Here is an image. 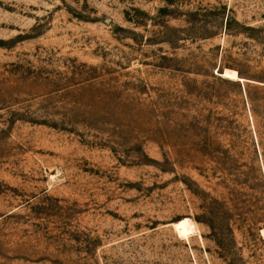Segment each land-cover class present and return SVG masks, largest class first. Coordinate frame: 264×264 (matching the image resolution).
<instances>
[{"label": "rangeland", "instance_id": "obj_1", "mask_svg": "<svg viewBox=\"0 0 264 264\" xmlns=\"http://www.w3.org/2000/svg\"><path fill=\"white\" fill-rule=\"evenodd\" d=\"M263 230L264 0H0V264H264Z\"/></svg>", "mask_w": 264, "mask_h": 264}, {"label": "bare ground", "instance_id": "obj_2", "mask_svg": "<svg viewBox=\"0 0 264 264\" xmlns=\"http://www.w3.org/2000/svg\"><path fill=\"white\" fill-rule=\"evenodd\" d=\"M225 77L235 80V81L240 80V78L238 77V74L234 71L227 70L225 72ZM192 230H193V225L188 219L182 221L177 227V232L180 233V235H183L184 237H187L190 233H192ZM263 233H264V230H263Z\"/></svg>", "mask_w": 264, "mask_h": 264}]
</instances>
